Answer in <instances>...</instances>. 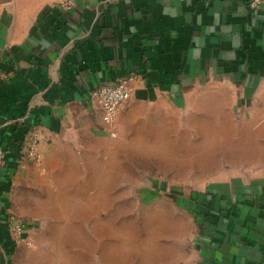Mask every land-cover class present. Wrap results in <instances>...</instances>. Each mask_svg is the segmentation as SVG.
Listing matches in <instances>:
<instances>
[{
    "label": "crops",
    "instance_id": "0c3cea01",
    "mask_svg": "<svg viewBox=\"0 0 264 264\" xmlns=\"http://www.w3.org/2000/svg\"><path fill=\"white\" fill-rule=\"evenodd\" d=\"M248 2L75 0L66 9L60 0H0V143L9 145L0 173V264L68 261L62 236L54 235L59 228L39 234L35 216L26 217L27 235L40 246L31 249L15 245L12 221L42 208L40 195L27 189L54 174L70 147L89 138L100 147L101 135L109 134L89 99L106 81L139 75L117 118L118 135L142 129L146 140L150 133L158 142L177 136L180 145V111L190 99L206 147H245L248 136H264V113L249 119L234 112L236 100L264 97V7ZM157 107L151 128L145 111ZM33 125L45 134L39 160L24 150ZM255 183L235 194L212 188L199 212L203 230L193 264H264V177Z\"/></svg>",
    "mask_w": 264,
    "mask_h": 264
},
{
    "label": "rangeland",
    "instance_id": "374dc122",
    "mask_svg": "<svg viewBox=\"0 0 264 264\" xmlns=\"http://www.w3.org/2000/svg\"><path fill=\"white\" fill-rule=\"evenodd\" d=\"M155 111L160 112L158 107L145 111L151 128ZM166 112L172 116L174 110ZM234 112L249 119L264 113V97L236 100ZM180 114V145L177 136L158 142L150 133L146 140L142 129L101 135L100 147L82 137L83 147H70L54 174L27 189L40 195L42 208L14 216L24 223L35 216L39 234L59 228L54 235L62 236L59 246L69 255L63 264H193L200 255L205 199L212 188L235 194L264 177V136H248L245 147H206V130L194 124L195 100ZM233 141L240 145L242 139ZM28 240L18 247H40Z\"/></svg>",
    "mask_w": 264,
    "mask_h": 264
},
{
    "label": "built area",
    "instance_id": "2783aa9c",
    "mask_svg": "<svg viewBox=\"0 0 264 264\" xmlns=\"http://www.w3.org/2000/svg\"><path fill=\"white\" fill-rule=\"evenodd\" d=\"M61 6L72 9L75 0H60ZM251 8L264 7V0H249ZM139 75L127 73L114 79L104 82L90 91L89 99L98 105L102 120L108 127L107 132L111 136H117L116 122L120 112L129 103L132 97L133 83L137 81ZM45 139V134L41 126L33 125L29 128L25 141L24 150L28 158L32 160L40 159V144ZM9 145L0 143V173L5 170ZM28 232L24 221L14 216L11 226V236L16 246L27 243ZM31 244V242H29Z\"/></svg>",
    "mask_w": 264,
    "mask_h": 264
}]
</instances>
